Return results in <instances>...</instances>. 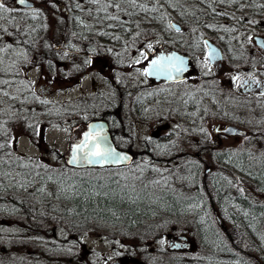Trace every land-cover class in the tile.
I'll use <instances>...</instances> for the list:
<instances>
[{
    "label": "rangeland",
    "instance_id": "rangeland-1",
    "mask_svg": "<svg viewBox=\"0 0 264 264\" xmlns=\"http://www.w3.org/2000/svg\"><path fill=\"white\" fill-rule=\"evenodd\" d=\"M107 1L112 2V0ZM254 1L159 0V11L144 13L139 9L128 7L125 0H115L117 3H122L124 11L117 13L114 9H109L108 12L118 14L120 17H128L129 15L125 13L132 12L134 14L131 16L136 18V25L142 28L140 32H152L153 34L156 32L151 25L153 17H160L162 14L169 16L172 8L169 7V4L174 5L175 2H181L182 9L180 10L183 15H180L175 21L183 29L181 32L183 48L191 52L193 65L197 74L200 75L199 79L190 78L189 84L179 85L184 92V87L197 91L199 87L205 88L201 85L209 83V79L206 80L203 77L207 70L200 63L206 49L201 45L199 48L194 46L201 40V37L216 42L223 51L226 63L221 70L220 82H223L224 78L230 81L231 73L229 71L240 70L244 66L243 60L249 51H257L253 43H248L247 36H264V7H260L264 5V0ZM0 2L10 5L12 0H0ZM33 2L36 8L42 9L39 19H30L27 15L29 11L4 13V18L0 19V30L7 28L12 33L7 35L0 31V47L11 43L14 49L22 48L28 55L27 61L21 59L17 62L18 74L6 75L0 72V80L9 79L13 82L11 86L0 85V121L15 120L18 115L26 117L27 124H38L39 135H33L26 125H10L19 135V141L15 145L14 151L23 155L24 163H28L31 158L32 162L40 161L55 167L57 161L53 157V152L61 153L62 157L59 159L60 170L58 172H46L44 169L32 167L25 168V170L28 173L39 171L40 176L45 177L51 175L54 184L59 179L69 180V177L76 180H95L101 183L108 180L116 188L135 195L140 194L148 199L151 198L156 203L159 200H174L181 206V209L162 211L158 209L160 206H157L149 210V216L131 224L118 220L107 222L103 219H89V217L63 218L65 215L58 217L49 214V209H46V212H43L44 215L41 214L39 217L38 228L27 223V221H32V224L36 223L34 216L32 219L24 217L22 228L19 226L8 227L0 223V264H104L108 260H114L118 252L123 250L122 242L131 244L128 251L139 260L141 259L147 264L159 263L162 256L161 251L166 248L165 238L167 235H175L184 230L193 237L192 231L199 230L200 225L223 238L221 241L214 239L216 253L238 254V248H240L246 252L244 264H264V221L256 232L257 235L259 232L262 242H256L246 233L238 211L232 204L233 198L235 200L237 197L249 198L253 203L264 204V164L262 167L240 166L241 152L229 154H232L229 157L232 159V165L237 163L238 168L215 166L209 172L213 180L210 183L207 180L203 181L201 176H203L204 168H197L194 154L191 156L192 159L187 161L181 158L169 161L175 156V153L152 152L153 157H147L138 152L133 164L116 169L73 170L64 166V158L68 155L70 140L73 137L79 138L85 129L86 122L98 113L100 114L101 108L106 106L110 100L107 98L112 97L110 95L111 87L96 72L89 71L84 74V69L75 65V62L72 63L70 76L64 74L62 70L48 68L42 48L46 49V45H49L48 42L55 36H52V33H55L52 31L54 27L53 10L43 2H40L39 5H36L35 1ZM60 2L66 4L65 0H60ZM87 2L88 8L84 9L86 12L83 13L86 14L84 23L88 29L96 32L99 29H106L104 23L118 22L108 19L99 20L98 17H105L106 13L98 6L91 4L89 0ZM139 2L151 6L155 0H139ZM103 4L101 2V5ZM217 13L221 14L217 15ZM248 20H255L259 23L250 25L247 23ZM45 24L48 25L47 30H45ZM206 24H211L213 27H205ZM192 28L196 29L195 33L191 31ZM17 29L21 31L18 32ZM225 29H229V31H225ZM231 29H235V31H231ZM191 40L197 41L192 42ZM17 41H27V43L18 44ZM0 56L4 57V64L0 65V68H4L16 60L11 51L6 55L0 53ZM252 56L255 58L256 53L254 52ZM75 58L77 57H73V60ZM136 59H139V56ZM42 61H44L43 65H38L37 62L41 63ZM17 68L10 69V71L16 73ZM126 69V72L122 71L117 74L119 79L134 80L135 82L145 79L140 75L136 66ZM212 75V71L207 72V76L211 77ZM69 77V81H66V78ZM217 80L219 81V79ZM51 81H56V83L51 84ZM29 82L32 85L31 91L25 87ZM194 83L199 86L190 85ZM43 89L46 91L41 94ZM3 91H8L9 96H4ZM33 92L40 95L41 99L48 100L49 103L40 104L34 99ZM12 96L17 99H11ZM2 106L5 107V111L2 110ZM219 112L221 113V111ZM217 114L214 113L216 122L218 121ZM164 117L175 119L174 116ZM64 129H68V131H64ZM146 136H148L147 130H141L140 134L139 132L137 135L135 133L130 140L123 138L125 143L122 142L120 146L125 148L133 141L134 147L136 146L134 150H139L138 141L146 140ZM240 141L232 142L231 146L236 144L233 147L235 150L242 149L241 143L243 142ZM219 157L223 158V155H219ZM255 162L256 160L251 155L250 162L244 165H255ZM137 165H147V167L141 173L138 170L134 171ZM153 168H159L161 171H152ZM137 176L140 179H136ZM156 180H159L160 183H153ZM48 181L40 180L39 184L35 182V186L36 184L40 186L39 189L44 188L41 193L45 196L41 194V201L45 202L46 206L47 203L53 201L47 195L46 189L53 185L52 181ZM240 188L244 189L243 193L239 191ZM217 196L226 202L224 204L226 208H222L220 214L227 232L225 237L222 236L211 211H209L212 200L219 204L220 199ZM217 207L219 208L220 205ZM48 208L51 206L49 205ZM12 223L10 222V225H17L15 222ZM212 236H214L213 233ZM200 246L201 256L206 254V251L202 245ZM256 254L260 257H256Z\"/></svg>",
    "mask_w": 264,
    "mask_h": 264
},
{
    "label": "flooded vegetation",
    "instance_id": "flooded-vegetation-1",
    "mask_svg": "<svg viewBox=\"0 0 264 264\" xmlns=\"http://www.w3.org/2000/svg\"><path fill=\"white\" fill-rule=\"evenodd\" d=\"M78 2L81 3L80 8L76 6ZM101 2L108 1L101 0ZM66 4L56 1V6L52 7L54 21L52 31L63 30L64 39L61 42L59 41L57 45L53 40L52 49L47 57L44 54V58L47 59V66L51 70H62L64 74L70 76L72 63L75 62V65L84 69V74L89 71L96 72L107 81L111 87L110 95L112 97L107 98L110 100L106 106L101 108L100 114L98 113L99 116L95 115L94 118L106 121L115 146L121 150L126 149L132 155V160L127 166L136 161L138 152L147 157H153L152 152L175 153V156L169 161L179 158L187 161L192 159L191 156L194 154L197 168L201 167L208 170V172L204 171L201 177L203 181L207 180L209 183L212 180L209 172L215 166L222 165L225 168L233 166L232 159L229 158L232 156V154L229 155L231 152H241L240 166H263L264 98L259 97V89L247 93L243 88H237L231 79L228 81L224 78L222 80L224 83L220 82L221 70L226 62L223 51L216 42H211L208 38L204 39L215 45V48L217 47L222 54L221 59L211 66L213 75L211 77L203 76L206 80L209 79L207 85H201L205 88L201 89L199 87L196 91L184 87L183 92L182 88L179 87V85L185 83L189 84L190 78H200L193 65L191 52L189 51V53L183 48L181 33L183 29L175 21L181 15V2H175V7L171 8V16L165 14L167 18L163 22L159 21V17L152 19L151 25L153 30L156 31L153 34L152 32H140L142 28L136 25V18L133 16L120 17L123 23H104L106 29H99L94 32L92 29H88L84 23L86 14L83 12L84 9L88 8L87 0H66ZM26 11L29 10H23L22 8L19 10L20 13ZM98 19H105V17H98ZM169 22L180 27L181 32H176L175 28H167L166 25ZM108 25L112 26L108 27ZM138 32L140 35L137 37L136 33ZM73 33L76 35L74 36ZM103 33H107V35ZM257 36L259 35L253 36L254 40ZM116 37L120 39H116ZM260 37L264 40V36ZM146 40L151 41L158 51H175L187 58L189 70L183 75L184 83H172L155 77H147L137 82L134 80L127 81L123 78L119 79L117 74L122 71L126 72V68L136 66L138 70H142L143 67H146L147 62L134 64V60L139 56L138 49L140 51L144 50L143 45ZM69 41L80 48L81 51L77 53L74 49L69 48L67 45ZM191 41L196 42L197 40ZM253 45L257 51H249V54L243 60L244 66L236 72L230 70L231 76L235 74H254L264 81V51H261L255 43ZM201 47H203L202 43ZM58 49L69 52V57L62 58L61 55L57 54ZM254 52L256 53L255 58L252 56ZM73 57L77 58L73 60ZM89 59L92 62L86 64L85 61ZM37 63L43 65L44 61ZM69 79L70 77L66 78V81H69ZM54 83L56 81H51V84ZM58 83L60 84V82ZM190 85L199 86L197 83ZM193 95L194 99L192 98ZM214 113H218L217 122ZM164 116H174L175 119H166ZM151 119L153 120L148 123L147 121ZM228 125L244 131L249 139H245V135L233 136L215 130L216 128H226ZM201 127L206 129L210 135L206 137L200 131ZM141 130H147L148 136H146V140L138 141L139 150H134L136 146L134 147L133 141L125 148L120 146L122 142L125 143L123 138L130 140L135 133L136 135L137 132L140 134ZM238 140L243 142L241 143L242 149L235 150L233 147L236 144L231 146V143H236ZM8 151L12 152L11 159L4 151H0V176L5 179L1 184H5L4 181L6 182L7 176L4 173H8L6 169L8 164L15 166L17 173H21L23 169L18 166L20 161L16 160L19 152L11 149ZM250 153L256 160L255 165H244L250 162ZM19 155L23 156L22 154ZM219 155H223V158H220ZM156 161L162 162L161 160ZM234 165L236 166L237 163H234ZM17 181L18 184L22 183V180ZM3 189L4 187L0 185V191ZM34 192L35 190L32 189V196H29L28 193L27 196L29 197H23V189L20 187V191L14 196H7L6 193L2 195L0 216L3 217L0 218V223L8 227L19 226V228H22L24 225L23 216L26 214L31 219L33 216L36 218V223L32 224V221H27V223L37 227L40 224L39 217L44 211L46 212V209H49V214L55 215V211L47 206L40 207L41 205ZM214 211L212 210V215H214ZM65 212L72 213V211ZM8 218L11 219L8 220ZM10 222L11 224L15 222L17 225H10ZM192 232L194 233L193 237L184 230L175 235H167L165 238L166 248L161 251L160 262H153L152 264H214L217 260L216 257L200 256V245L206 242L204 240L207 229L203 228L204 240L202 242L198 229ZM129 245L131 244L122 242L121 247L123 250H120V253L118 252L114 260H108L104 264H147L129 253Z\"/></svg>",
    "mask_w": 264,
    "mask_h": 264
},
{
    "label": "snow or ice",
    "instance_id": "snow-or-ice-1",
    "mask_svg": "<svg viewBox=\"0 0 264 264\" xmlns=\"http://www.w3.org/2000/svg\"><path fill=\"white\" fill-rule=\"evenodd\" d=\"M89 2L93 5H96L100 8V10L104 11L106 13L105 19L118 21L123 23V21L120 20V16L118 14L109 13V9H114L117 13L120 11H124L122 3H117L115 0H112V2H105L103 5H101V0H89ZM128 7L132 9H139V11L148 13V12H157L159 11V0H155V3H153L151 6L146 3H141L139 0H125ZM223 2V0H221ZM24 6L29 10L27 15L32 20L39 19L42 9H38L34 6V4L29 3V0H12L11 4H6L4 2H0V19H3L4 13H14L20 10L19 6ZM51 6H56V0H51ZM77 8L81 7V3H77ZM169 7H175L173 4H169ZM260 7H264V5H261ZM215 12V9H213ZM126 15H133L132 12H126ZM221 13H217V15H220ZM183 15V13H181ZM167 17L165 15H161L159 17V21L163 22ZM79 20V18H77ZM153 19H157L156 17H153ZM248 24L255 25L259 23L255 20H248ZM112 25H109L111 27ZM139 27V25H137ZM45 30H47L48 25H44ZM167 28H175L176 32H181V28L177 27L175 24L169 22L166 25ZM205 27L212 28L213 25L206 24ZM3 33L7 35H11L12 33L9 32L7 28H4L2 30ZM17 31H21L20 29H17ZM35 31V29H33ZM191 31L193 33L196 32L195 28H192ZM225 31H229V29H225ZM231 31H235V29H231ZM27 34V33H23ZM104 35H107V33H103ZM75 36L76 34L73 33ZM140 33H136V36L138 37ZM116 39H120L119 37H116ZM248 43H255L261 51H264V40H261L260 38H256L254 40L253 35L247 36ZM18 44H26L27 41H17ZM201 43L203 44V47L207 50L205 52V55L203 59L200 61L203 68L207 71L205 74L207 75V72L211 71V66L218 60L221 59L219 57V54L217 50L212 47L207 40H204L201 37V40L197 43H195V47L199 48ZM67 45L69 48H72L75 50V52L79 53L81 51L80 48L76 47L75 44L71 43L70 41L67 42ZM46 47H49V45H46ZM144 50L139 51V59H135V64H142L144 62H147L146 67H143L142 70H138L140 72V75L143 77H155L157 79H163L165 81H170L172 83H184L183 75L189 70V62L185 59L184 56L177 54L175 51L172 52H164V51H158L153 43L149 40H146L144 42ZM12 52L13 55L16 57V60H13L12 63L8 64L4 68H0V72H3L6 75H15L18 74V68H17V62L19 60H28L27 52L24 49H14L13 45L11 43L6 44L4 47H0V53L7 54L9 52ZM58 55H61L62 58L69 57V52L59 50L57 51ZM92 61L86 60V64H90ZM4 64V57L0 56V65ZM17 68V72L13 73L10 71V69ZM230 79L235 84L237 88H243L245 92L252 93L254 89H259L258 95L261 98H264V81H262L260 78H258L254 74H247V75H241V74H235L230 76ZM13 82L9 79H3L0 80V85L2 86H11ZM25 87L31 91L32 85L31 82L25 85ZM46 91V89L41 90V94ZM4 96H9L8 91H3ZM33 97L36 101H38L40 104H48L49 101L46 99H41L40 95H36L35 92H33ZM195 98L194 95L192 97ZM11 99H17V97L12 96ZM31 111H35L34 109H30ZM14 115H16L14 113ZM86 119V117H85ZM26 125L28 129L31 130L33 135H39L40 134V128L38 124H27V118L21 117L17 115V118L15 120H5L0 121V151H4L5 154L11 159L12 152L8 151L9 149L15 150V145L19 141V135L16 133L15 129L13 127H10V125ZM217 132H228L229 129L226 128H216ZM64 131H68V129H64ZM200 131L204 133V135L207 137L210 134L207 132L206 129L201 127ZM245 139H249L247 135H245ZM68 155L64 158V166H85V165H98L100 168H104L106 165H115L119 166L121 164H127L131 158L123 154L121 152H118L115 147H113L112 143L109 141L108 135L105 133L104 126L103 125H88L87 131H84L82 136L79 138L73 137L68 146ZM251 155V153H250ZM53 157L56 159L57 164L55 167L48 165L46 163L37 161L32 162L31 158H29L28 163H24V157L21 155L16 156V160L20 161L18 164L19 167L22 168H35V169H44L46 172H58L60 170L59 165V159L62 157V154L59 152H53ZM147 165H137L136 169L134 171H140L143 173ZM152 171L160 172L161 170L159 168H153ZM5 176H10L11 173H4ZM37 176H40L41 173L39 171L36 172ZM126 178V177H125ZM136 179H140L139 176L135 177ZM49 181L53 179L51 175L47 177ZM69 179H71L69 177ZM153 183L159 184L160 181L156 180L153 181ZM231 183V181H229ZM21 188L27 189V184L21 183ZM70 189H74L75 185H69ZM39 191L43 192L44 188H40ZM239 191L243 193L244 189L240 188ZM163 243V241H161ZM178 247V245H176Z\"/></svg>",
    "mask_w": 264,
    "mask_h": 264
},
{
    "label": "trees",
    "instance_id": "trees-1",
    "mask_svg": "<svg viewBox=\"0 0 264 264\" xmlns=\"http://www.w3.org/2000/svg\"><path fill=\"white\" fill-rule=\"evenodd\" d=\"M39 5L40 2H43L51 8V0H33ZM58 1V0H56ZM66 1V0H65ZM55 32V31H54ZM55 35V36H53ZM53 40L56 45L61 42L63 38V30L56 31L54 34L52 33ZM49 40H51L49 38ZM48 42L49 47L42 48L43 52L47 55L49 51L52 49V42ZM2 110L5 111V107L2 106ZM1 167V165H0ZM8 173H11L10 176L6 177L5 184L3 183V179L0 176V185L4 187L3 190L0 191V202L2 201L1 196L6 193L7 196H14L18 191H20V187L17 180H22V183H27V189H23V197H26L29 193V196H32L31 190H35V196L38 198V202L41 205L43 202L41 201V191H39V187L37 186L41 181L48 180L45 176H37V171H31L32 173H28L25 168L22 169L21 173L16 172V167L12 165L6 166ZM1 175V174H0ZM35 182H38L35 186ZM49 182V181H48ZM7 183V184H6ZM53 183V182H52ZM59 184V185H58ZM75 185L74 189H70L69 185ZM61 185V186H60ZM56 189H52L50 191L49 197L53 199L52 202L47 203V207L50 205L51 210L57 212V216L61 217L66 215L67 211H72L69 215L71 217H89V219H104L103 221H111L116 222L121 221L122 223H134L142 218H146L150 215L149 210L154 209L157 206L158 209L166 210V211H177L181 209V206L176 203V201L168 199V200H159L158 203L153 202L151 198L143 197L140 194H132L128 191H124L120 188L114 187L110 181L106 180L103 183L95 180H85L79 179V182H64L63 180H58L55 182L53 187ZM219 195V193H218ZM27 196V197H29ZM220 199L219 204L216 201L215 205L220 207L219 211L222 208H226L224 204H226L225 200L217 196ZM232 204L234 209H237L239 218L241 220L242 226L245 228L246 233L252 240L256 242H262L261 236L256 234L258 231V227L262 221H264V205L253 204L247 198L237 197L233 198ZM1 208V206H0ZM3 216H0L2 218ZM12 217V216H11ZM28 219L25 214L23 216ZM67 218V217H64ZM201 236H203V232H201ZM208 234H206L205 240H208ZM220 239V238H215ZM223 255L229 257L225 252ZM222 264H243L242 256L238 257H230Z\"/></svg>",
    "mask_w": 264,
    "mask_h": 264
},
{
    "label": "water",
    "instance_id": "water-1",
    "mask_svg": "<svg viewBox=\"0 0 264 264\" xmlns=\"http://www.w3.org/2000/svg\"><path fill=\"white\" fill-rule=\"evenodd\" d=\"M29 3H32L31 1H29ZM21 7H23L22 5H21ZM25 8V7H24ZM258 37V36H257ZM257 37H255V39L257 38ZM258 38H260L261 40H262V38L261 37H258ZM210 44V43H209ZM212 47H214L215 48V46L214 45H212V44H210ZM216 50H217V52H218V54H219V57L221 58L222 57V55H221V52L218 50V48L216 47L215 48ZM186 59V58H185ZM218 60H220V59H218ZM217 60V61H218ZM103 125L104 126V130H105V133L108 135V137H109V141L112 143V145H113V147H115L116 149H117V151L118 152H121V153H123V154H126V155H128L130 158H131V160H132V155L129 153V152H127L126 150L124 151V150H120V149H118L116 146H114V144H113V141H112V139H111V136H110V134H109V132H108V125H107V123L104 121V120H91V121H89L88 123H87V129H88V125ZM87 129L85 130V131H87ZM226 129H229L230 131H228V132H224L225 134H231V135H233V136H235V135H239V136H244L245 135V132L244 131H242V130H240L239 128H237V127H235V126H232V125H228L227 127H226ZM130 160V161H131ZM129 161V162H130ZM129 162L126 164V165H128L129 164ZM125 164H121V165H119V166H115V165H106L105 167H120V166H126ZM68 168H73V169H85V168H96V167H99L98 165H85V166H67ZM100 168V167H99ZM206 172H208V170H206ZM214 215L216 216V220H217V223L218 224H221V220L217 217V215H216V213L214 212Z\"/></svg>",
    "mask_w": 264,
    "mask_h": 264
},
{
    "label": "bare ground",
    "instance_id": "bare-ground-1",
    "mask_svg": "<svg viewBox=\"0 0 264 264\" xmlns=\"http://www.w3.org/2000/svg\"><path fill=\"white\" fill-rule=\"evenodd\" d=\"M51 181L54 182L53 179H52ZM51 181H50V182H51ZM63 181H64V182H69V183H70V182H73V183H74V182H79V180H76V179H69V180H63ZM95 182H96V181H95ZM27 183H28V181H27ZM27 183H26V184H27ZM100 183H101V182H100ZM19 186H20V184H19ZM53 186H54V183H53V185H52L51 187H48V188L46 189V190L48 191V194H47L48 196L50 195V191H49V189L52 190V189H56V188H57V186H56V187H53ZM60 186H61V185H60ZM42 195H43V194H42ZM43 196H45V195H43ZM44 203H45V202H43V203L41 204V206H40L41 208L43 207V205L46 206ZM100 219H101V218H100ZM103 220H104V219H103Z\"/></svg>",
    "mask_w": 264,
    "mask_h": 264
}]
</instances>
